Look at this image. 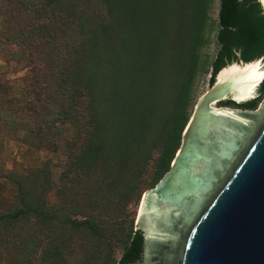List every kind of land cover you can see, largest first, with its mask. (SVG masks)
<instances>
[{"label": "trees", "instance_id": "1", "mask_svg": "<svg viewBox=\"0 0 264 264\" xmlns=\"http://www.w3.org/2000/svg\"><path fill=\"white\" fill-rule=\"evenodd\" d=\"M213 2L0 0V55L28 62L36 83L26 90L38 95L12 96L0 117L16 130L28 125L26 144L68 157L59 183L49 163L6 176L17 195L0 209V264L9 256L15 264L38 255L42 264L139 259L144 234L129 208L170 171L198 77L210 74L212 87L228 65L264 59L261 2L220 0L217 22ZM214 32L219 49L210 60L202 52ZM263 96L264 81L256 98L222 105L255 111Z\"/></svg>", "mask_w": 264, "mask_h": 264}, {"label": "water", "instance_id": "2", "mask_svg": "<svg viewBox=\"0 0 264 264\" xmlns=\"http://www.w3.org/2000/svg\"><path fill=\"white\" fill-rule=\"evenodd\" d=\"M262 67L228 65L195 107L170 171L140 202L144 264H264V102L222 105L257 97Z\"/></svg>", "mask_w": 264, "mask_h": 264}, {"label": "rangeland", "instance_id": "3", "mask_svg": "<svg viewBox=\"0 0 264 264\" xmlns=\"http://www.w3.org/2000/svg\"><path fill=\"white\" fill-rule=\"evenodd\" d=\"M220 9V0H214L213 8L210 13L213 21L217 22ZM1 25V19H0ZM219 46L216 42V33L212 35V42L203 50L204 56H209L210 60H213ZM0 106L2 102L10 99L12 96L22 97V93L26 95V99L33 101L38 100V95L35 94V91L30 92L26 89L27 86L36 83V80L33 79L31 68L28 62L24 61H14L9 57L8 52H4L0 55ZM210 74H202L198 77L196 85L194 88V97H195V107L202 98V96L209 90L210 84ZM8 89L5 91L4 87ZM264 102V96L261 103L255 111L260 110L262 103ZM194 107V109H195ZM32 108V105L28 107ZM235 109V108H233ZM31 111V110H30ZM3 117H0V209L6 210L10 205L14 203L17 195V187L9 182L6 176L12 173L27 174L37 168L44 166L49 163L53 171V179L56 183H59L58 180L60 175L66 165L68 160L67 155L63 152H54L46 148H37L34 145L26 144L25 141L28 139V132L30 130H25L24 126L19 130L15 129V125L7 126L5 125ZM32 126L30 125V128ZM32 142V139H29ZM152 175V171L146 175L145 179L149 180ZM147 189V190H146ZM145 193L150 191L149 187H146ZM144 193V194H145ZM56 190L53 191L49 197L50 204H56ZM143 194V196H144ZM142 196V198H143ZM140 204L138 206H131L129 211L132 216L131 219H134L133 229L137 230V220L140 213ZM138 214V215H137ZM140 216V215H139ZM128 225H131V221L128 222ZM124 253L123 247H118L115 253V258L120 261ZM38 261L35 264H42L41 257L38 255ZM2 264H15V258L7 257L2 260Z\"/></svg>", "mask_w": 264, "mask_h": 264}, {"label": "flooded vegetation", "instance_id": "4", "mask_svg": "<svg viewBox=\"0 0 264 264\" xmlns=\"http://www.w3.org/2000/svg\"><path fill=\"white\" fill-rule=\"evenodd\" d=\"M142 231V230H141ZM143 232V231H142ZM144 248H145V238H144V245H143V249H142V252H141V254H140V256H139V259L134 263V264H144L145 263V260H144ZM163 259V256H158V258H156V260H158V259ZM155 260V261H156ZM161 262H160V264H162L163 263V261L162 260H160ZM158 264V263H157Z\"/></svg>", "mask_w": 264, "mask_h": 264}, {"label": "bare ground", "instance_id": "5", "mask_svg": "<svg viewBox=\"0 0 264 264\" xmlns=\"http://www.w3.org/2000/svg\"><path fill=\"white\" fill-rule=\"evenodd\" d=\"M141 212H142V208H140V213H139V215H141Z\"/></svg>", "mask_w": 264, "mask_h": 264}]
</instances>
